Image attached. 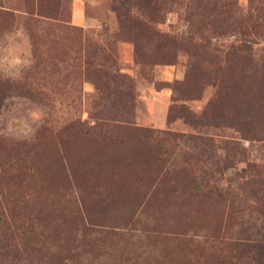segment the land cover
<instances>
[{
    "label": "rangeland",
    "instance_id": "374dc122",
    "mask_svg": "<svg viewBox=\"0 0 264 264\" xmlns=\"http://www.w3.org/2000/svg\"><path fill=\"white\" fill-rule=\"evenodd\" d=\"M164 5L152 27L192 42L163 63L116 0H0V264L255 263L243 240L264 233V18L248 54L229 48L264 0ZM94 43L118 96L99 91ZM119 98L131 119L104 122Z\"/></svg>",
    "mask_w": 264,
    "mask_h": 264
},
{
    "label": "trees",
    "instance_id": "16d2710c",
    "mask_svg": "<svg viewBox=\"0 0 264 264\" xmlns=\"http://www.w3.org/2000/svg\"><path fill=\"white\" fill-rule=\"evenodd\" d=\"M118 2V7H117V11L119 13V19H120V26L121 28H126L127 31L132 32V30L137 29L139 27V25H144L145 27L148 28H152L153 30V37L156 38V40L159 42V45L162 48V51L160 50V52L157 54V61L156 62H171L172 60H174L176 54L178 53V49L182 47L183 41H186L187 43L192 42L191 37L187 36L186 38H182V36H177V35H172V34H166L161 32L160 30H158V28L156 27H152L153 23H157V22H163L165 20L166 17V6L164 5L166 3V0H116ZM259 2H261V0H258ZM217 4H214V7H216ZM221 6H224V4H222ZM253 7V6H252ZM251 7V8H252ZM135 8V10H137V14L131 15V9ZM211 9V8H210ZM254 11V12H253ZM252 12H249L246 15V22L248 24L247 28L245 29H241V28H237V27H233L234 30H236V32L240 35L239 38L236 39V44H234V42L230 45V50L233 53H237V54H248L249 50L252 48V42H254V40L250 39L251 35L253 34V31L256 34H260V31L257 30V28L262 27V24L257 22L258 18L263 19L264 18V6L262 5H257L255 7H253ZM229 17V16H228ZM222 25H220L221 27ZM77 29H75L76 31ZM96 45V43L93 44V47ZM165 49L166 52L163 50ZM91 50V48H90ZM95 54L98 55V61L99 64L102 65V68L98 69V71L101 73L102 78L104 79L102 85H103V89L100 88L98 86V89L100 92H102V95L105 96V98L112 96H118L119 94H121V91L116 92L113 88V86L117 87V79H116V74L117 72L114 70V66H115V62H114V58L109 57L105 54V52L103 51L102 47L99 45H96V49L93 48V51ZM89 58V57H88ZM93 58V57H91ZM89 58V59H91ZM111 84V85H110ZM118 102V107L119 108H114L112 111L110 112H114L115 114L113 115H109V114H104L103 119L104 122L107 123H114L116 122H121V123H127L130 119H131V115L129 116H124L122 115V112H124L122 110V107L124 106V100L119 98L117 99ZM127 106V104H126ZM125 106V107H126ZM130 107L129 105L125 108V110ZM121 108V109H120ZM248 118V116H247ZM107 123H105L106 125H108ZM239 124V123H237ZM248 125H251L249 121H247ZM107 132L111 131L112 129H105ZM249 131V128L247 129ZM262 132H264V126L262 127ZM111 134V133H110ZM109 134V136H111ZM175 136H172V138H174ZM169 137H167L168 139ZM202 145L206 144V141L210 140L208 138H201L197 137ZM259 139H264V133L262 135L259 136ZM181 147V149L183 150V153H181L182 155V161L184 162L185 159V152L187 151L186 149L188 148H183L181 145H179ZM224 149L225 147H221V146H216V151L217 149ZM186 155H190V156H195L193 153H188L186 152ZM219 155V154H218ZM188 158V156H187ZM189 164V162L187 161V165ZM254 166V164H253ZM257 166V165H256ZM185 169V165L182 164L181 169H177V171H175L172 174L176 173L177 174H182L183 170ZM259 177V176H258ZM173 179V177H172ZM247 187L249 190L254 192V196H256L257 192L259 191V185L260 183L262 184V180H259V178L255 179H250L247 180ZM216 184V183H215ZM196 189L198 191V195H203V194H215L217 193L219 195V197H222L223 194H220V191H225L226 193H228V188H223V187H219V185H214V184H209L208 182L203 183L198 185V182H196ZM260 190H264V188H261ZM247 193L248 190L246 191ZM234 200V199H233ZM232 200V202H233ZM232 204H230L231 206ZM235 205V203H234ZM233 207V205H232ZM235 210V209H234ZM233 210V211H234ZM238 210V209H236ZM261 222H264V218L261 219ZM261 227H264V224H261ZM250 228V227H249ZM252 232L253 231H249ZM258 233V231H256ZM254 232V233H256ZM259 237L257 239H245L243 240L244 245L248 246V249L252 251V258L254 260L255 263L253 264H264V233H258Z\"/></svg>",
    "mask_w": 264,
    "mask_h": 264
}]
</instances>
